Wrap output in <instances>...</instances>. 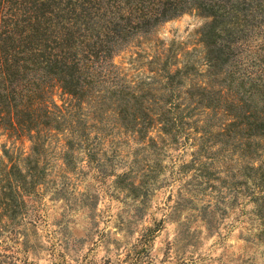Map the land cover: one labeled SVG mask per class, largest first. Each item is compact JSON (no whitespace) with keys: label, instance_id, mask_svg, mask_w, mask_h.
<instances>
[{"label":"trees","instance_id":"16d2710c","mask_svg":"<svg viewBox=\"0 0 264 264\" xmlns=\"http://www.w3.org/2000/svg\"><path fill=\"white\" fill-rule=\"evenodd\" d=\"M190 10L206 17L199 56L171 43L140 77L114 62ZM130 140L189 146L202 179L245 183L264 239V0H0V222L26 211L53 151L74 169Z\"/></svg>","mask_w":264,"mask_h":264},{"label":"rangeland","instance_id":"374dc122","mask_svg":"<svg viewBox=\"0 0 264 264\" xmlns=\"http://www.w3.org/2000/svg\"><path fill=\"white\" fill-rule=\"evenodd\" d=\"M205 21L186 11L113 60L140 77L149 54L171 43L199 56ZM190 151L130 140L97 148L89 161L77 158L74 169L53 151L26 211L0 222V264H264L262 220L246 184L234 189L222 167L202 179L196 165L183 164Z\"/></svg>","mask_w":264,"mask_h":264}]
</instances>
